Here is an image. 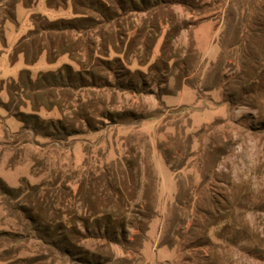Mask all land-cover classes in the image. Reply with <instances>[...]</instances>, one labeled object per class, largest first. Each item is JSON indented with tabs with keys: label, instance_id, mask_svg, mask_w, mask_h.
Masks as SVG:
<instances>
[{
	"label": "rangeland",
	"instance_id": "374dc122",
	"mask_svg": "<svg viewBox=\"0 0 264 264\" xmlns=\"http://www.w3.org/2000/svg\"><path fill=\"white\" fill-rule=\"evenodd\" d=\"M162 1L94 14V29L73 32L91 42L94 57H119L111 69L105 62L84 68L69 54L54 63L46 54L33 65L23 55L12 61L34 13L73 18L71 4L20 5L17 21L6 22L0 80L18 79L25 68L34 79L66 64L82 69L87 80L74 90V106H85L94 126L78 120L70 136L43 137L0 105V176L24 195L36 185L41 195L69 194L113 161L141 153L153 176H143L136 203L152 206L154 217L145 233L132 228L120 243L83 239L67 254L41 223L27 220L19 208L25 196L0 193V264H264V0ZM172 16L180 29L164 20ZM250 35L258 37L254 51ZM127 71L135 90L120 83ZM0 98L10 99L7 84ZM104 109L118 117L106 118ZM39 114L63 117L56 108Z\"/></svg>",
	"mask_w": 264,
	"mask_h": 264
},
{
	"label": "trees",
	"instance_id": "16d2710c",
	"mask_svg": "<svg viewBox=\"0 0 264 264\" xmlns=\"http://www.w3.org/2000/svg\"><path fill=\"white\" fill-rule=\"evenodd\" d=\"M39 1L0 0V40L6 43L5 24L8 21H17L19 6L31 9L37 6ZM145 2L149 0H46V5L50 9L67 7L71 4L75 16L52 20L45 15L34 13L32 15L34 27L15 46L12 61L16 62L20 55H23L26 64L33 65L43 54H46L47 60L54 63L62 55L69 54L84 68L88 64L99 67L101 62H105L111 69L115 63L121 61L119 57L113 60L102 59L100 56L94 57L93 49L90 48L91 42L75 38L73 32L94 29L96 21V18L92 16L94 14L109 16L128 8L142 11L144 10L141 9L142 5ZM162 2L164 4L165 2L166 4L175 3L174 0ZM167 7V5H162L160 10ZM164 20L174 25L175 29H180L173 16L164 17ZM239 28L241 29V26ZM246 28L249 32L252 26ZM255 38H258L257 35H250L251 42L248 40L251 51L255 49ZM83 52L87 53L85 59L89 60V63L82 59ZM163 52L165 54V46ZM116 68L126 69L124 65L119 67V64ZM117 69L114 72H117ZM253 69L255 73L259 71L256 68ZM127 72L129 73L123 75L124 78L120 83L125 89L135 90L133 81L127 79L131 73ZM96 73L98 74L96 71L93 72V77ZM86 78L82 69L76 71L69 64L58 71L42 72L36 79L32 77L30 69L25 68L21 70L18 79L13 78L7 82L0 80V90L4 89V85L7 84L10 97L8 101L0 98V105L13 112L24 123V126L31 128L35 134L62 139L75 133L78 120L85 122L89 127L94 126L86 113V107H75L73 101L74 90L83 86ZM99 78L109 81V75L103 77L99 75ZM23 107H30L31 111L26 112L22 110ZM54 108L63 115L56 121L45 120L39 114L42 109L52 110ZM103 114L110 119L118 117L117 113L115 115L108 109H104ZM141 155L139 153L136 159L124 158L113 161L93 179L83 181L78 190L69 194L59 193L57 195V192L52 193L47 190L41 195L40 186L36 185L33 188L35 192L28 191L24 195L21 187L10 186L1 176L0 193L12 199L25 196L27 203L19 208L27 220L45 224V227L40 224L44 228L43 233L46 236L51 234L52 240L57 242L67 254L75 255L74 252L80 249L79 242L83 239L98 238L120 243L121 240L127 238L132 228L145 233L148 229V222L154 217L152 206H142L136 203L143 186V176L149 179L153 176L152 163L148 158H141ZM165 158L168 166L175 171L171 157L166 155ZM28 186L32 190V187ZM56 203L60 204L59 208L56 207ZM65 208L67 210L62 212Z\"/></svg>",
	"mask_w": 264,
	"mask_h": 264
}]
</instances>
